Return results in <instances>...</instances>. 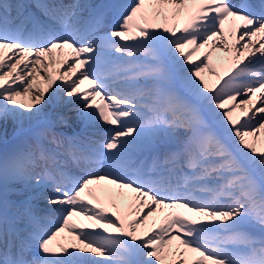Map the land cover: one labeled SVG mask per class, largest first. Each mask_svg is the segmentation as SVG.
<instances>
[{
    "label": "snow or ice",
    "instance_id": "snow-or-ice-1",
    "mask_svg": "<svg viewBox=\"0 0 264 264\" xmlns=\"http://www.w3.org/2000/svg\"><path fill=\"white\" fill-rule=\"evenodd\" d=\"M34 6L0 0V121L24 132L60 81L109 131L88 151L47 129L0 153V183L50 185L59 213L0 215V264H264V0ZM65 154L109 171L73 177Z\"/></svg>",
    "mask_w": 264,
    "mask_h": 264
},
{
    "label": "bare ground",
    "instance_id": "bare-ground-1",
    "mask_svg": "<svg viewBox=\"0 0 264 264\" xmlns=\"http://www.w3.org/2000/svg\"><path fill=\"white\" fill-rule=\"evenodd\" d=\"M131 2V0H129ZM256 37H253V40H256ZM230 42H236L235 39ZM245 41H239L238 46L240 44H243ZM207 49H202L201 51H206ZM10 54V53H9ZM218 55V53L213 52V56L215 57ZM259 55V53H257ZM195 62H199L200 59H203L202 55H198V57H193ZM12 61H9L11 63ZM20 67H23L22 65ZM189 65H183L184 69L189 68ZM4 71H8L5 69ZM15 75V73H13ZM181 75H188L187 71H184L181 73ZM206 78L209 80H212L213 77L207 76ZM25 81H32V76H25ZM36 85L38 87L43 88L45 86V81H37ZM62 82L57 81L56 85H53L52 88L48 89L47 92H45L46 100L41 102V104L34 105L33 111H35L36 108L41 109V112L38 116H34L31 120H25L23 122L22 128L25 130L24 132H20L21 125L13 123L11 119H9L7 122L0 121V140L4 139L7 136L13 135L16 136L13 140V143L18 141V145L21 143L23 139L26 137H30L32 134L39 132L41 130H47L50 129L52 131H55L57 133L62 134L64 137H75L73 144L76 143L77 138L80 136V134L77 132L64 134L61 129H58L60 126L62 127H68L69 122H66V119L71 120V124H75L76 121L78 123H85L82 119L79 118V104H73V103H65L69 98L64 96L62 91L59 90L58 85H61ZM16 87L17 85H13ZM38 95V93L35 91V88L33 89L32 93L24 94L23 93V87L21 86V96L18 97V99L22 103H29L34 100L35 96ZM245 99V97L241 96L237 98V102L240 100ZM257 105L260 104V101H256ZM18 108V106H17ZM245 106L243 104L240 105V108L236 109L235 114L236 115H242V109H244ZM19 111H26L24 109H19ZM255 111V109H253ZM27 114V113H26ZM251 114V113H250ZM258 116L260 114H257ZM255 123V121H253ZM103 124L100 125H90L91 129L94 131L98 130H104L106 133L104 134V138H107V132L109 131V126L105 125L104 127H101ZM20 132L18 135L17 133ZM3 135V137H2ZM257 135H260V132H257ZM68 147V145H65V149ZM76 147V146H75ZM3 150V149H2ZM0 147V153H3ZM63 151V149H62ZM66 156V154L64 155ZM62 156V157H64ZM61 157V158H62ZM104 167L97 168L98 172L100 174H103L105 172H108L109 169L106 167L107 165L104 164ZM42 167V166H41ZM94 168H96V165H93ZM37 172L41 171V168L36 169ZM52 187L48 184H40L37 185L35 182H29L26 185L22 183H9L6 186L2 183H0V209L5 212H10L12 216H10V220L7 219L8 223L12 226L15 224L17 227H24L25 224L20 223V221L27 220V217L25 213L19 208V205L21 207L27 208L29 211L35 212L37 214H43V215H51L49 211H45L43 208L44 204L47 202L48 191ZM4 193H8L12 195L11 197L5 196ZM14 196L18 197V199H15ZM33 201H39V204L32 203ZM55 217L59 215V213L54 212ZM99 259V258H97Z\"/></svg>",
    "mask_w": 264,
    "mask_h": 264
},
{
    "label": "rangeland",
    "instance_id": "rangeland-1",
    "mask_svg": "<svg viewBox=\"0 0 264 264\" xmlns=\"http://www.w3.org/2000/svg\"><path fill=\"white\" fill-rule=\"evenodd\" d=\"M61 128V127H60ZM2 137H3V135H2ZM17 142V141H16ZM16 142L14 143V144H12L13 146L10 148V149H6L7 147H5V151H10V150H12L14 147H16ZM4 195L5 196H9V197H11L12 195H10V194H8V193H4ZM0 196H1V193H0Z\"/></svg>",
    "mask_w": 264,
    "mask_h": 264
}]
</instances>
